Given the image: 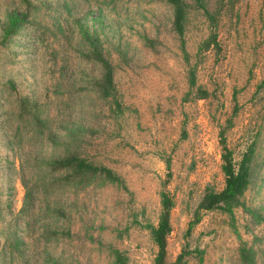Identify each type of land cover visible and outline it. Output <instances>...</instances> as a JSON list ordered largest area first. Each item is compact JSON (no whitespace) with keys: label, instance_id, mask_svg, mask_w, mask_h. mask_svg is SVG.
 <instances>
[{"label":"rangeland","instance_id":"obj_1","mask_svg":"<svg viewBox=\"0 0 264 264\" xmlns=\"http://www.w3.org/2000/svg\"><path fill=\"white\" fill-rule=\"evenodd\" d=\"M181 1L183 46L164 0H0V264H153L167 201L165 264H264V0ZM249 145L239 204L200 209Z\"/></svg>","mask_w":264,"mask_h":264},{"label":"trees","instance_id":"obj_2","mask_svg":"<svg viewBox=\"0 0 264 264\" xmlns=\"http://www.w3.org/2000/svg\"><path fill=\"white\" fill-rule=\"evenodd\" d=\"M172 8V29L178 36L183 46V29L185 21V7L181 0H164ZM196 7L202 8L200 0H194ZM205 12V11H204ZM206 13V12H205ZM209 17V16H208ZM22 20H14L10 24L9 31H12L15 24H20ZM92 59L100 62L103 74L98 89L101 96L105 99H112L114 110L120 109V103L115 97V90L112 80V69L109 63L104 60L96 51L92 52ZM190 83L193 85V75L189 74ZM252 154V145H249L240 159L236 163H232L230 152L223 148L221 171L224 177L223 187L219 192L206 193L199 204V208L205 211L212 209H220L226 213H231L233 207L239 204V199L243 195L249 183V164ZM54 170L72 171L78 175L98 174L103 176L110 182H118L119 179L107 168L94 166L87 163L84 159L70 155L60 158L51 164ZM162 202L161 212L155 227H151L150 238L156 247V253L153 264H165V235L169 231L168 225V205ZM244 252V249H243ZM117 264H126L125 259L117 253L115 256Z\"/></svg>","mask_w":264,"mask_h":264}]
</instances>
